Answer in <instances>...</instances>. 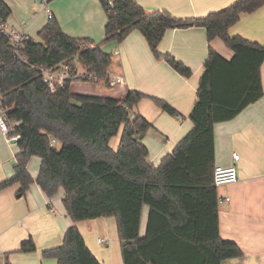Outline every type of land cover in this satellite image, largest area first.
<instances>
[{"label": "trees", "instance_id": "1", "mask_svg": "<svg viewBox=\"0 0 264 264\" xmlns=\"http://www.w3.org/2000/svg\"><path fill=\"white\" fill-rule=\"evenodd\" d=\"M99 2L107 22L98 45L67 37L52 19L39 31L40 41L26 38L19 48L0 29L1 107L9 109V121L20 123L14 175L0 182V191L19 184L18 194L23 195L33 184L26 166L36 157L41 161L36 184L49 198L63 189L62 203L72 223L115 219L124 264H222L243 257L235 243L219 235L213 128L233 120L263 95L264 46L232 37L228 30L242 14L264 7V0H238L221 11L186 20L165 11L146 12L134 0ZM9 15L0 0V25ZM193 27L205 29L208 51L189 115L192 129L155 168L143 143L151 124L133 113L144 95L131 91L122 99L85 96L73 94L70 86L108 85L112 57L101 46L120 44L132 31L143 36L156 59L188 79L192 72L159 53L158 45L167 30ZM214 39L233 52L231 60L210 47ZM65 65L73 73L80 67L85 74L51 92L36 68ZM154 102L163 113L177 116L166 102ZM120 130L119 146L113 151L109 142ZM144 207L149 211L140 239ZM33 251L32 241L20 248L22 253ZM42 257L57 264H99L76 226L67 229L59 247L45 250Z\"/></svg>", "mask_w": 264, "mask_h": 264}, {"label": "crops", "instance_id": "2", "mask_svg": "<svg viewBox=\"0 0 264 264\" xmlns=\"http://www.w3.org/2000/svg\"><path fill=\"white\" fill-rule=\"evenodd\" d=\"M10 10L5 30L40 41L39 31L48 23L45 11L49 9L52 20L62 33L75 40L89 41L91 46L104 40L107 19L99 0H1ZM112 1V0H109ZM238 0H134L146 12L165 11L176 19L201 18L228 8ZM228 33L232 37L264 46V7L250 14H242ZM210 47L229 61L234 54L220 39ZM102 50L111 55L107 69L109 79L120 76L123 84L110 87L96 83L97 87L82 89L72 83L73 94L122 99L128 92H138L145 97L133 108L151 124L143 143L147 160L155 168L170 154L176 144L192 129L189 115L196 101L208 45L203 28L167 30L158 45L161 54H167L188 68L192 75L184 79L162 58L156 59L143 36L132 31L125 40L106 43ZM115 52L118 54L116 55ZM79 70L83 72L82 68ZM263 95L259 101L245 108L228 122L214 125V165H235L238 181L217 188V198L228 197L229 202L218 205L219 235L235 243L243 257L222 264H264V61L260 68ZM166 102L177 116L163 113L154 100ZM121 130L109 146L116 151ZM16 144L8 143L0 135V182L14 175ZM239 157L236 163L232 156ZM41 161L33 157L26 169L33 180L28 190L19 195V184L0 191V257L7 264H57L54 259H44L45 250L59 247L67 229L76 226L85 246L99 264H124L121 242L114 218H99L72 223L63 206L64 191L60 188L47 197L36 184ZM147 207L142 210L139 238L145 236ZM103 243H98V240ZM32 241L35 251L20 252L22 244Z\"/></svg>", "mask_w": 264, "mask_h": 264}, {"label": "built area", "instance_id": "3", "mask_svg": "<svg viewBox=\"0 0 264 264\" xmlns=\"http://www.w3.org/2000/svg\"><path fill=\"white\" fill-rule=\"evenodd\" d=\"M47 13V17L49 20L52 19V15L49 11L48 8L45 9ZM0 29L10 38L12 43L19 48L20 45L23 43V41L26 39L21 34L18 33H13V32H7L5 30V26L2 24L0 25ZM86 47H89L87 45H84ZM117 55L118 53L115 52ZM36 70L39 71L42 82L47 86V88L51 92H55L56 90L63 88L65 85V82L70 80L73 76L78 77L83 74H85V71L83 70L80 71L79 68L77 71L74 73L70 70L68 66H62L57 69L53 68H43V67H38ZM91 81L95 82L96 77L91 76L90 77ZM123 84V78L120 76L113 77L109 79L108 77V85L110 87H114L117 85ZM9 109H3L1 107V95H0V135L8 142L12 143V141L20 140V136L16 133V129L20 126L19 122L15 121H9L6 117V113H8ZM239 157L237 155L232 156V160L234 163L238 161ZM238 181V173L235 165L230 166V167H220V166H215L213 170V184L216 188L222 187V186H227V185H232ZM229 198L224 197V198H218L217 203L218 205H221L223 203H228ZM98 243H103V240L99 239ZM0 264H7L6 260L3 257H0Z\"/></svg>", "mask_w": 264, "mask_h": 264}, {"label": "rangeland", "instance_id": "4", "mask_svg": "<svg viewBox=\"0 0 264 264\" xmlns=\"http://www.w3.org/2000/svg\"><path fill=\"white\" fill-rule=\"evenodd\" d=\"M79 85L81 86L82 89L89 88V87H93V88L97 87L96 83H90L89 85H86V84H79Z\"/></svg>", "mask_w": 264, "mask_h": 264}, {"label": "water", "instance_id": "5", "mask_svg": "<svg viewBox=\"0 0 264 264\" xmlns=\"http://www.w3.org/2000/svg\"><path fill=\"white\" fill-rule=\"evenodd\" d=\"M18 141H19V139L16 141H12V144H17Z\"/></svg>", "mask_w": 264, "mask_h": 264}]
</instances>
